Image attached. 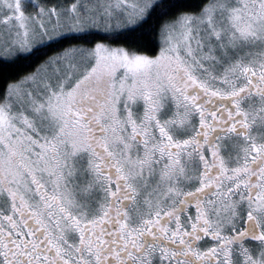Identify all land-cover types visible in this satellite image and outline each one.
Wrapping results in <instances>:
<instances>
[{"label": "snow or ice", "instance_id": "1", "mask_svg": "<svg viewBox=\"0 0 264 264\" xmlns=\"http://www.w3.org/2000/svg\"><path fill=\"white\" fill-rule=\"evenodd\" d=\"M0 264H264V0H0Z\"/></svg>", "mask_w": 264, "mask_h": 264}]
</instances>
